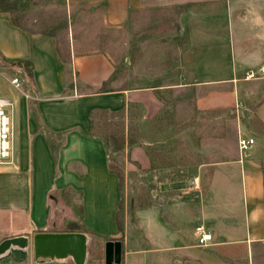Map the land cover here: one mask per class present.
<instances>
[{
    "label": "crops",
    "instance_id": "0c3cea01",
    "mask_svg": "<svg viewBox=\"0 0 264 264\" xmlns=\"http://www.w3.org/2000/svg\"><path fill=\"white\" fill-rule=\"evenodd\" d=\"M74 1L102 3L105 20L119 26L145 8V0L63 3ZM183 2L188 5L185 16L191 14L194 28L202 29L196 34L211 37V46H216L211 50L232 53L230 75L199 83L195 111L225 117L234 128L233 146L213 142L206 160L189 166L179 163L177 169L168 166L162 172V188L168 196L189 184L199 199L192 212L187 204L169 201L161 208L140 211L149 245L145 252L172 256L176 264H249L253 246L264 243V92L249 89L264 82V0ZM15 12L10 6L0 8V55L8 63L30 62L32 75L16 65L26 70L29 84L14 88L11 98L0 94L13 103L14 130V163L0 167V218L7 223L0 231V246L19 238H27L28 244L12 243L0 252V260L12 255L13 248L25 255L31 248L34 256L26 264H74L72 258L36 260L34 236L57 232L84 233L88 251L92 240L105 245L121 240L122 264H152L153 255H124V230L119 224L122 180L111 166L106 140L94 132V112L123 115L128 128L135 121H155L164 102L154 88L106 87L114 83L115 72L107 56L73 52L65 60L53 34H36L15 24ZM69 68L75 80L71 86ZM241 137L254 139L255 144L241 151ZM221 155L225 157L217 158ZM129 157L131 168L153 167L145 146L130 147ZM173 172L179 176L171 177ZM183 175L192 178L186 182L180 178ZM14 219L17 226L12 233L8 225ZM199 226L214 236L207 246L199 244ZM27 227L30 235L22 231ZM101 259L88 255L86 264H102ZM15 264L25 261L18 259Z\"/></svg>",
    "mask_w": 264,
    "mask_h": 264
},
{
    "label": "rangeland",
    "instance_id": "374dc122",
    "mask_svg": "<svg viewBox=\"0 0 264 264\" xmlns=\"http://www.w3.org/2000/svg\"><path fill=\"white\" fill-rule=\"evenodd\" d=\"M5 6L13 7L16 20L31 32L53 34L65 60H70L74 53L107 56L115 72L114 83L106 87L154 88L164 102L163 112L153 122L135 121L127 128L123 115L105 114L98 117L96 127L106 139L111 166L122 180L119 224L124 230V255H153L152 264H176L172 256L165 257L161 252L146 254L149 245L139 212L152 206L161 208L168 201L187 204L192 212L199 199L192 186L187 184L185 190L168 196L162 188V172L168 166L177 169L179 163L189 166L206 160L213 142H221L228 148L233 146L234 128L230 122H225V117L195 111V100L201 94L199 83L230 75L234 63L232 53L211 50L216 47L211 46V37L196 34L202 29L194 28L196 20L189 18L191 14L185 16L188 5L183 0H145V8L121 26L105 20L102 3L74 1L68 5L63 0H0V8ZM217 38L224 40L225 37ZM25 71L12 66L0 55V94L11 98L16 88L12 81L16 78L21 82L16 89L26 88L29 82ZM68 71L69 84L72 81L75 84L73 71L70 68ZM249 89L264 92V82L250 85ZM126 128L130 130L129 135ZM135 144L145 146L152 156L151 170L139 166L131 168L129 150ZM178 176L174 172L171 175ZM183 176L180 178L186 182L192 178V175ZM6 224L1 217L0 231ZM8 226L15 233V219ZM22 231L30 235L28 227ZM104 245L103 241L92 240L88 251L91 257L101 255L102 264L105 263ZM27 252L30 255L13 248L12 255L0 261L15 264L19 259L26 264L29 257L34 256L31 248ZM245 254L247 252H241ZM248 255L249 264H264V243L254 245Z\"/></svg>",
    "mask_w": 264,
    "mask_h": 264
},
{
    "label": "water",
    "instance_id": "95a60500",
    "mask_svg": "<svg viewBox=\"0 0 264 264\" xmlns=\"http://www.w3.org/2000/svg\"><path fill=\"white\" fill-rule=\"evenodd\" d=\"M156 196V193H153ZM36 260H66L72 258L74 264H86L88 257V237L84 233L40 232L34 236ZM12 243L27 245V238L7 241L0 246V252ZM123 243L111 240L105 245V264H122Z\"/></svg>",
    "mask_w": 264,
    "mask_h": 264
},
{
    "label": "built area",
    "instance_id": "2783aa9c",
    "mask_svg": "<svg viewBox=\"0 0 264 264\" xmlns=\"http://www.w3.org/2000/svg\"><path fill=\"white\" fill-rule=\"evenodd\" d=\"M12 83L16 88L21 86L18 78L14 79ZM12 106L13 103L9 99L0 96V167L14 163V130L12 114L10 113ZM253 144H255L254 139L242 137L239 139L241 151L248 150ZM197 235L201 246L209 245L214 239L213 234L204 226L197 228Z\"/></svg>",
    "mask_w": 264,
    "mask_h": 264
},
{
    "label": "trees",
    "instance_id": "16d2710c",
    "mask_svg": "<svg viewBox=\"0 0 264 264\" xmlns=\"http://www.w3.org/2000/svg\"><path fill=\"white\" fill-rule=\"evenodd\" d=\"M14 23H15V24H20L17 20H14ZM11 65H12V66H16V65L23 66V67H25L26 69H28V71H29V75H30V76L32 75L31 63L28 62V61H22V62H20V63H16V64L11 63ZM104 113H105V112H103V111H95V112H94V119H95V129H94V132H95V134H97V135H99V136H101V137H103V138L105 139V137L102 136V135L100 134L101 132H100L99 130H97V127H96V120H97L98 116H99L100 114H104ZM105 140H106V139H105ZM115 141H118V140L116 139Z\"/></svg>",
    "mask_w": 264,
    "mask_h": 264
}]
</instances>
